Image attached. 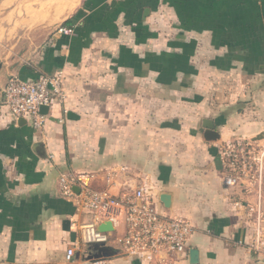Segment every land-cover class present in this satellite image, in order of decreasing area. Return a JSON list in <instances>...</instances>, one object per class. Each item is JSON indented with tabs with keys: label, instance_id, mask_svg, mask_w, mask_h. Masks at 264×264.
Listing matches in <instances>:
<instances>
[{
	"label": "crops",
	"instance_id": "1",
	"mask_svg": "<svg viewBox=\"0 0 264 264\" xmlns=\"http://www.w3.org/2000/svg\"><path fill=\"white\" fill-rule=\"evenodd\" d=\"M61 24L75 33L52 34ZM59 71L66 97L44 131L3 105L11 75ZM260 135L264 0H0V264H67L85 217L60 195L66 171L116 198L145 178L161 212L195 227L181 264L190 249L199 264H264L247 248L246 209L264 212V175L256 189L228 187L220 159L226 142ZM106 216L113 253L90 264H158L119 254L124 207Z\"/></svg>",
	"mask_w": 264,
	"mask_h": 264
},
{
	"label": "built area",
	"instance_id": "2",
	"mask_svg": "<svg viewBox=\"0 0 264 264\" xmlns=\"http://www.w3.org/2000/svg\"><path fill=\"white\" fill-rule=\"evenodd\" d=\"M54 33L73 35L75 30L61 24ZM65 97L62 71L35 79L13 74L3 90V105L16 119L25 118L36 132H42L48 119V113H43L42 108L50 109ZM220 159L226 186L256 189L264 175V142L250 138L231 140L220 147ZM127 171V167L121 169V172ZM113 175L115 173L110 172L108 177ZM129 182L125 181L121 196L116 198L110 188H95L91 177L86 174L75 171L61 173L60 195L72 200L78 212L85 217L75 221L79 237L67 249V264H73L80 253L85 258L81 264H90L93 260V257L88 258L91 246L107 245L113 241L115 235L112 232H103L98 228L108 219L106 213L116 205L124 207L126 223V232L116 239L119 254L158 264L182 263L195 227L188 219L161 212L156 199L147 193L145 178L135 189ZM246 209L252 229L247 248L251 253L264 255V212L259 202L248 203Z\"/></svg>",
	"mask_w": 264,
	"mask_h": 264
},
{
	"label": "water",
	"instance_id": "3",
	"mask_svg": "<svg viewBox=\"0 0 264 264\" xmlns=\"http://www.w3.org/2000/svg\"><path fill=\"white\" fill-rule=\"evenodd\" d=\"M49 108L48 107H43L42 108V112L43 113H48ZM22 119V118H21ZM22 121V120H20ZM206 127V131L204 132V137L206 140L212 141V140H216L219 137V134L215 131L214 129V124L210 121L207 124H205ZM264 135H260L258 136L255 140L261 139ZM161 201L165 204L166 207L170 206V196L163 194L161 196ZM69 224L70 222L67 220L65 222V226L66 228H69ZM100 231L103 232H110L113 230V223L111 221H105L103 222L99 228ZM113 251L110 247L104 245V244H94L91 246V250H90V256L88 257L90 258H99V257H107L112 255ZM189 261L191 264H199V252L196 249H190L189 250Z\"/></svg>",
	"mask_w": 264,
	"mask_h": 264
},
{
	"label": "rangeland",
	"instance_id": "4",
	"mask_svg": "<svg viewBox=\"0 0 264 264\" xmlns=\"http://www.w3.org/2000/svg\"><path fill=\"white\" fill-rule=\"evenodd\" d=\"M59 26H60V25H58L57 27L54 28L52 34H53L54 32H56V30H57V28H58ZM263 142H264V141H259V143H263Z\"/></svg>",
	"mask_w": 264,
	"mask_h": 264
}]
</instances>
